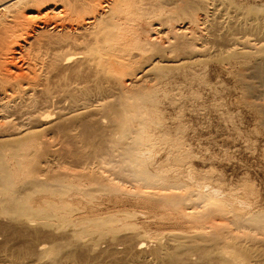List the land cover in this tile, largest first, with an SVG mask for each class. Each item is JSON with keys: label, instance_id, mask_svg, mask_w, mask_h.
<instances>
[{"label": "bare ground", "instance_id": "6f19581e", "mask_svg": "<svg viewBox=\"0 0 264 264\" xmlns=\"http://www.w3.org/2000/svg\"><path fill=\"white\" fill-rule=\"evenodd\" d=\"M214 1L0 0V218L15 230H51L56 218L60 226L52 230L67 237L41 241L28 253L48 264L75 262L82 237L98 231L93 249L111 242L112 252L139 264H264V237L254 246L233 233L248 237L258 230L264 236V208H243L245 201L238 200L237 209H225L223 190L207 183L191 187L182 172L168 167L187 154L184 136L163 121L161 99L171 91L178 102L188 94L201 97L213 71H204L206 59L226 63L245 108L257 113L264 130V29L244 19L264 12V4L224 0L221 18ZM258 16L251 18L264 20ZM234 22L242 31L254 27L259 36L241 39ZM181 104L174 106L181 110ZM185 105L189 112L199 107ZM100 192L158 214L127 209L122 223L97 215L72 218L74 210L99 204ZM151 224L168 230L154 235Z\"/></svg>", "mask_w": 264, "mask_h": 264}, {"label": "rangeland", "instance_id": "374dc122", "mask_svg": "<svg viewBox=\"0 0 264 264\" xmlns=\"http://www.w3.org/2000/svg\"><path fill=\"white\" fill-rule=\"evenodd\" d=\"M220 1L215 0L214 2L218 3V4L216 3V5H217V7H220V12H222L223 9L226 12L225 5H224L225 3L223 4L224 0L223 1L220 0ZM232 1H234L238 4H241V5H256V6H259L260 8L264 4V0H232ZM219 3L223 4L222 8H221L222 5L219 6L220 5ZM221 9H222V11H221ZM225 12L220 13V14H222V15H220L221 18H223V16H225L224 15ZM219 13L217 10V14H218V15H216V18L218 17L217 21L219 19H221L219 17ZM254 13L249 14V15H252L254 17L256 14L259 15L258 17H260V15L261 16L264 15L263 11L256 12L255 15H254ZM249 15L247 18H244L245 22H250V23H252V25L258 24L259 25V26L257 25L258 29L263 30L264 29V20L263 19L254 20L251 18L252 16H249ZM234 21H236V20H234ZM234 23L240 25V26L237 25L236 28L234 27V29H235L234 32L241 39L242 38L251 39V38H256V36L257 37L259 36L258 35L259 33H257L256 31L253 30L254 27H253V29L252 28H250V29L246 28V30H245V28H243L245 31L244 30L242 31L241 28L237 29V27H241V24L237 23V22H234ZM251 29H252V31H251ZM258 29H257V31H259ZM204 61H205V59H204ZM206 61H207V64H206V62H204L202 64L204 66L206 65L208 67L205 66L206 68H203L202 64L199 67L206 69L204 71H206L207 74L211 71L210 69L212 68V70H213V71H211L212 73H209L211 76L209 74H208L209 77L207 74H205V75L211 79V81L213 82L212 83L213 85L210 84V82H211L210 79H208L209 80V82H207L208 85H206L207 83L204 85L202 84L201 86H204L203 87L204 90H202L203 91V93H202L203 97L202 96L198 97V98H200L198 100V98L195 99L193 96H191L194 98V101L192 99V102H194L193 104H192V102H189L190 101L189 99H191V97L189 98L188 93H186V94L184 93L185 94L184 96H186L188 94L187 97H184L185 99L184 98H182V99L178 98V100H180V102H181V100L182 101L185 100L184 105L186 104V105H188V107L189 106L194 107L195 106L194 104L199 105L197 110L195 108H193V110L195 109L196 111H198L199 109L200 110L202 109L200 112H196L194 110L195 113H194V111H191L192 112L191 113L189 111H186L188 109L187 107H186L187 109L184 108L182 110L184 105H182L180 102H178L176 100L177 96L174 94L176 92L171 91L174 96H172L171 92H169L171 96L169 94L168 95L171 98L173 97L172 100L174 99L175 102L177 101L178 104L182 105L181 108L179 107L178 109H181L183 112H181V110H177V107L180 105L176 104L177 102L176 103L174 102L175 104L172 103L173 101L170 102L171 98L169 99V96L164 97L165 100H163V98L161 99V101H163V102L162 103L160 102V106H161V108L164 107L165 109L163 108L162 111L165 110V112H166V113L164 112V114H163V112L161 113V114H163V116L165 118V119H163V121L166 124L170 123L169 125L172 126L171 127L172 129L169 127L170 128L169 130H171V131L173 129L175 130V133H174V130L171 132L172 134L178 135V137L184 136V138L182 137V140H183V143H185L183 146L185 148H182V149H184L185 154H187L186 159H183L184 162L181 161L183 163H180V160H177V162H178L177 163L173 159V161H175V162L171 161L172 163H170L168 165V167L169 168L171 167V169L174 168L175 170L178 169V171L182 172L180 174V178L188 181V183L191 184V187H196V185H198V183H207L209 185L217 186L219 189L223 190L224 196L223 195H221V196H223L222 204H223V207H225V209H237L238 206L241 205L238 203V200L245 201L246 204L243 205L244 206L243 208H255L256 206L260 207V208H264V130H263V128L260 129L261 128V126H259L260 124H257V123H259L258 118L255 116L257 113L253 110L252 111L249 110L250 108H248V107H246L247 109L245 108L246 105L244 102H242V99H241L242 97H239V96H241V93H240L239 88L237 87L238 83L236 82V80H234L232 82V80L234 78L232 76L230 77L228 72L225 70L224 65L226 66V63H222L224 65H221V63H219V62H217V64H216L213 61L208 60V59H206ZM208 61H210L211 63ZM213 64L214 65L216 64V65L212 66ZM218 64H220L219 66L221 69L218 68L219 67ZM214 67H216L218 70ZM219 69H220V72H219ZM215 71H216V74L213 73ZM225 73H227V75H225ZM213 76H214V78H215V76H216V78L217 77L218 78L213 79L212 78ZM207 77H205L206 80H207ZM222 81H223V83H221ZM215 83H216V85H214ZM193 84L198 85L197 82L193 83ZM209 84L212 87L209 86ZM194 87L196 89V85ZM184 88H185V86L183 87V89ZM217 88H219V89H217ZM186 89L187 88H185V90ZM210 90L212 91V93L210 92ZM214 90L216 92H214ZM177 93L179 94L178 91H177ZM215 93H217L216 96H215ZM186 98H188V99H186ZM201 99L205 102H203ZM168 100H169L168 103H164V101L167 102ZM186 100H188V103L186 102ZM217 100L219 101V103H217L218 102ZM197 101H198V103H197ZM171 103L173 105H171V107H170ZM232 103H233V105H232ZM164 104H167V105H164ZM207 104H208V107H207ZM174 105H176L177 107ZM203 105H205L206 107ZM219 105H221V107ZM200 106H203V107L201 108ZM223 106H225L224 109H223ZM190 107H189V110H192L191 109L192 107L191 108ZM170 108H172V109H170ZM178 111H180V112H178ZM225 111H227V112H225ZM220 112H221V114H220ZM171 113H172V115H171ZM170 116H171V118H170ZM167 117H169V119H167ZM255 119H257V121ZM176 125H177V127H175ZM180 125H182V126H180ZM176 128L179 130H177ZM186 142H187V145H186ZM65 148L66 149L68 148L69 150L72 149L73 151L74 150L77 151L80 149V148L78 149V147L77 148H75V147H73V148L72 147H63V149H65ZM60 149H58V152H60V154H65V152L68 150V149L67 150L65 149V152L62 150V152H64V153H62L60 151ZM85 150H86L85 148H84V150L82 148L81 151L85 152ZM88 151H89V149H88ZM149 153H151V151H149ZM202 189H205V188L203 187ZM225 192H226V194H225ZM120 197L121 196H115L111 193L100 192L99 197H98L99 199L97 201V202H100L99 204L95 203V205L91 206V209H88V210L80 209V208H78V210H74L72 212V214H73L72 218H76V221L79 220L80 222H83V221L87 220V218H91V217L97 215V216H105V218L112 219L116 223H120V222L122 223L124 221V218H123L124 217V210H127V209L138 210V209H140V211H141V209L142 210L145 209L144 206L139 205V203H136L135 201H132L131 199L121 198L124 200L132 201L133 204H131V205H123V204L116 203V202L109 200V199L120 198ZM31 205L33 207H35L37 205V203H33ZM42 206L44 207V204H42ZM164 208L166 209V207H163V209ZM158 209L156 208V211L159 213H160V211H162L161 213L168 211L165 209H164L165 210L164 211V210H162V208H160L158 211ZM151 210H150V208H146L144 211H148V212L151 211L148 214L152 216V213H153V215L156 217L158 213L154 212L155 208H151ZM131 218L133 219V217H131ZM131 218H130V220L125 218V220L130 222L132 220ZM139 219L140 218L134 217L133 221H135V220L139 221ZM36 220H35V223L36 222L38 223L39 219L37 221ZM159 220H161V219L159 218L157 221H159ZM52 221H53V224H51L52 225L51 230H49L50 227L48 225H47L48 227L45 226L46 228L41 226V225L40 226L38 225V230L43 229L42 231L41 230L38 231L37 229H33V228L26 229L27 227L26 228L21 227L18 230H15V228H13L14 227L13 225H12L13 227H11V226L9 227V225H11V224L6 225L7 223H10V222H6L5 220H2L0 218V224H2V222H3V224H2L3 228L0 225L1 229H4L3 230L4 232H6V230H7L6 233H4L0 230V264H48L47 261L45 262V260L37 259L36 255L33 254V252L28 253V248L32 247L33 249H35L34 247H36L37 243H39L41 241L48 242L51 239L55 240V241H58L60 239V242H62V241L66 242L67 241V237L65 235L58 234L59 231H56V230H59L60 228H56L54 230L56 233L52 230V228H54L55 225H56V227L58 225L60 226V223L56 222V221H58L56 218H55V221H54V218L52 219ZM55 223H58V224H55ZM5 225H6V227H5ZM151 225L153 226L151 228V230H154V235L155 234L159 235L160 232L165 233L168 230V229H166V227H164V229L166 230L165 231L161 226H159V227H161L162 229L155 227V225H153V224H151ZM8 227H9V229H7ZM103 227H105V226H103ZM157 228L160 230H158ZM32 229L36 230V231H34L35 233H33ZM8 230H9V232H8ZM155 230H157V231H155ZM161 230L162 231L164 230V231L162 232ZM46 231H48V234L51 233L52 237L54 236V238H51L50 237L51 234L48 235ZM51 231H53V232H51ZM233 231H234L233 233L243 237V241L248 242V243H252V244H254V246H256L257 244H261V243H259L260 242L259 239L261 237L262 238L264 237V236H262V234L258 230L251 231V233L249 234L250 236H248V237L243 235V232H241L239 230L235 229ZM97 232L98 231H96L94 233L93 231H91L89 234H87L86 236L84 235V237H82L81 240H83L82 241V243H84L83 246H86V248L85 247L83 248V246H82L80 249L81 251H78L79 256H78L77 261H75V262L63 261L61 264H84L85 261H86V264H88V262H90L89 264H115V263L116 264H120V263L121 264H129V262L131 260L128 256H126L128 258V260L127 259L124 260V258H126L124 256L125 255L124 253H121V252L119 253V251L116 250L117 251L116 252L114 250L116 252V254H115V252H112L113 250H110L111 248H109L110 247L109 245L111 244V242H109L110 244H108L107 242L105 243L103 241L105 246L101 242L100 244H103V247L101 245H98L99 248L94 246L96 248L93 249V246H91L90 243H91V241H94V239H97L96 237L99 236L98 234H100V233H97ZM156 232H158V234ZM154 235H152L153 239H154V237H156ZM87 236H89V237H87ZM93 236H95V238ZM152 237H148L147 240L149 241V243H150V240H152ZM57 238H59V239H57ZM84 241H86V242H84ZM100 241H102V240L100 239ZM93 244H94V242H93ZM106 244H108L109 247ZM261 245L264 246L263 242ZM90 246L92 248V251H91V248H89ZM100 248H102V249L109 248V251L111 252V256H112V258L113 257L114 258L112 259V258H110V256H108V255H110L107 253V252H109L108 249H106V251L105 250L101 251ZM113 254H115V255H113ZM122 254H123V257L121 256ZM116 255L121 256V258L123 260L120 261L119 260L120 257H118V256L115 257ZM116 258H119V259H116ZM116 260L118 261V263L116 262ZM119 261H120V263H119ZM80 262H82V263H80ZM130 263L139 264V262L137 263L135 261H133V262L131 261ZM140 264H147V263H145L142 260V261H140Z\"/></svg>", "mask_w": 264, "mask_h": 264}]
</instances>
